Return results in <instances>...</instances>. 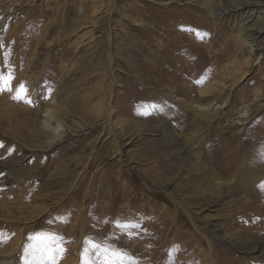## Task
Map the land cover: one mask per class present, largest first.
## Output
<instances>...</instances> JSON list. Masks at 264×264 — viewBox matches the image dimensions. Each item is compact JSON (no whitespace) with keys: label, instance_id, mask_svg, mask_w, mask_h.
<instances>
[{"label":"rangeland","instance_id":"obj_1","mask_svg":"<svg viewBox=\"0 0 264 264\" xmlns=\"http://www.w3.org/2000/svg\"><path fill=\"white\" fill-rule=\"evenodd\" d=\"M113 1L0 0V263L264 264V33L245 41L237 0ZM206 1L210 33H183L219 59L176 79L163 52L153 81L149 15Z\"/></svg>","mask_w":264,"mask_h":264},{"label":"bare ground","instance_id":"obj_2","mask_svg":"<svg viewBox=\"0 0 264 264\" xmlns=\"http://www.w3.org/2000/svg\"><path fill=\"white\" fill-rule=\"evenodd\" d=\"M15 1L19 2L21 0H15ZM30 1H35V0H30ZM100 1H101V3H102V1L105 2V7H107L106 11H108V13H111V11L114 9V1L113 0H108V1L100 0ZM227 2H228V0H220V4L216 2L215 7L218 8L217 13H221L222 9L220 10V8H222L223 6H227L226 5ZM237 2L238 3L235 5V9H237L238 11L241 10L243 17H244V22H243L244 25H242L243 27L241 28V33L245 35V38H246L245 41L246 42L253 44V42H255L257 40L258 35L260 36L261 34L264 33V0H237ZM165 3H166V1H165ZM213 4H214V2H212V1L204 2L202 5H200V8H201L200 11H197L195 8H193L192 11H186L185 9L178 10L175 12L176 15L171 20H168V21H166L163 17L159 16V15H161V13L158 15L156 12H154V13L151 12L152 14L149 16H151V18L154 21L153 27L152 26H151L152 28L148 27L147 30H145V31L147 33L148 31L151 30L150 32H153L154 36H161L162 38L159 39L158 37L153 36L154 41L151 45V48L149 47V49H148V47H146L148 49V51H146L147 53H145V55H143L141 60H142V62H145L146 66H148L150 68V71L152 72V80L153 81H162V80H165L167 78V76H164L162 73H160V72H162L161 70H159L161 68V66L159 64V61L156 60V58H155L156 55L163 54V52H166L170 56L173 55L172 56L173 58H171L170 60H167V62L172 67L170 69V71H171V73H175L176 79L182 78L186 72L191 70L188 67L181 68V69L176 68V65L180 64L178 62H180L181 60H185V61H188L189 63H193L195 65V68L198 71H200V70H202L201 68H203L205 66L210 67L209 65H211V63H213L215 59H219L218 51L211 50L213 48V46L209 45L208 47L201 48L200 45H198V44L195 45L194 43H192V41L186 36V34L183 33V30H188V29H193V28L197 29L200 26V23H198L196 21V19H198L204 25V27H201V28L199 27V29L205 35H208L210 33L208 30H211V25H210V21L208 20L209 15L207 12L204 11V9L211 7ZM191 6H194V4H192ZM138 14H140V15L143 14L144 17L146 16L145 13H138ZM140 15H139V17H140ZM253 17H257V19L261 22V25H259V26L250 25L247 27L248 22L250 20H252ZM108 18H109L108 19L109 23H107L106 27L98 26V25L94 24V26L92 27V30H93V36L92 37H95L94 41L97 40L94 43L95 44L94 46H97L99 44L98 41L100 38H102V37L105 38V41H107L106 55L112 64L114 56H113V53L110 51V47H109L111 44V37L110 36H111V32H112V26L110 25V21H111L110 16ZM160 23H162V25H160ZM182 26H184V27L182 28ZM216 31L219 35L218 29ZM145 34H144V36H146ZM220 34H221V32H220ZM131 35L128 36V37H130V39H132V37H133V35H132V37H131ZM128 37H127V40H128ZM148 39H149V37H148ZM218 39H219V37H218ZM249 40H251V41H249ZM193 50H195L196 53L192 54L191 51H193ZM209 53H211L212 56L209 57V55H208ZM263 53H264V50H263ZM7 55H6V58H7ZM150 57H152L153 61L151 63H148V60ZM145 58H147V61H145ZM0 60H1V58H0ZM178 71H180V72L178 73ZM113 72L114 71H112V73ZM210 73H212V72H210ZM207 78H208V76L199 77L198 79H200V80L205 79L206 80ZM204 99H210V97L204 98ZM212 103H207L206 105L201 104V105L196 106L195 108H197L199 110L209 109L211 107ZM252 109L253 108H250L249 106L246 107L244 109L243 116L246 117V116L250 115V113H252ZM46 112H47V114L44 115V119L42 121V124H43L45 131L51 133L49 135L48 139L51 142L50 145H53V144L57 143L58 141H60L65 136L67 129L60 123H58L57 127L52 126L51 122L55 118L56 119L58 118L59 112H57L54 108H48ZM256 135H257V133H255V136ZM252 137H253V135H252ZM258 137H259V140L258 141L253 140L252 141L253 144H256L257 142H258L257 145L263 144L262 139L264 140V132L261 131L258 134ZM135 138H136V136L132 137V139H135ZM122 146H123V144H122ZM252 153H254V152H252ZM248 160L245 158L244 159L245 165L242 166L243 167L242 174L246 180H249L252 177H254L255 176L254 170H256V169L252 168V165L251 166L249 165L250 162H248ZM240 161H242V158L240 159ZM242 167H240V168H242ZM262 170H263V168H262ZM239 171H241V170H239ZM259 173H260V171H259ZM263 248H264V244L260 245V247L258 249L263 250ZM11 263H12V261H11ZM0 264H2V263H0Z\"/></svg>","mask_w":264,"mask_h":264}]
</instances>
